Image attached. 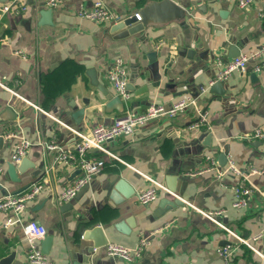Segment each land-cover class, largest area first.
Segmentation results:
<instances>
[{
	"label": "crops",
	"instance_id": "crops-1",
	"mask_svg": "<svg viewBox=\"0 0 264 264\" xmlns=\"http://www.w3.org/2000/svg\"><path fill=\"white\" fill-rule=\"evenodd\" d=\"M24 1L26 10L19 15L0 13V79L34 107L0 87V183L10 194L35 182L48 183L23 215L53 236L48 258L55 264H225L220 250L231 244V264H264L257 252L203 214H214L218 223L264 253V140L253 138L256 129L264 128V73L235 72L223 82L225 95L200 94L233 59V46L241 53L264 48V0L246 10L238 8L237 0H172L185 10L184 18L157 11L143 31L125 38L112 32L113 23L97 24L78 15L80 8L92 9L98 0H64L52 9L44 0ZM101 1L120 22L162 0ZM6 2L0 0V6ZM190 50L196 51L192 58ZM155 55L157 70L151 63ZM118 57L128 66L133 86L129 108L134 111L145 113L152 103L166 110L183 100L195 103L176 117L154 119L132 136L110 142V152L121 162L96 153L105 160L104 171L72 201V209L62 211L52 199L77 171L54 164L58 153L39 144L69 148L79 143L50 115L80 130L110 124L123 115L106 111L108 99L91 76L116 97L107 70ZM82 108L86 114L79 124L73 114ZM204 110L210 131L190 129ZM10 132L34 144L28 166L17 170V182L9 168L20 165L12 160L18 139H7ZM208 157H214L221 170L234 163L239 174L188 175L205 170ZM146 176L166 189L144 206L137 195L152 186ZM243 181L251 194L245 208H236L235 188ZM175 198L182 205L162 206L164 199ZM8 217L0 213V262L15 253L9 264H29L23 228L6 227ZM146 235H151L149 245L137 262L106 253L108 244L133 248Z\"/></svg>",
	"mask_w": 264,
	"mask_h": 264
},
{
	"label": "built area",
	"instance_id": "built-area-1",
	"mask_svg": "<svg viewBox=\"0 0 264 264\" xmlns=\"http://www.w3.org/2000/svg\"><path fill=\"white\" fill-rule=\"evenodd\" d=\"M63 1L64 0H44V5L47 9H52L59 6ZM256 1L257 0H237V5L239 9L246 10L252 7ZM25 10L26 4L24 0H8V2L0 6V13L2 15L10 13L19 15ZM78 15L97 24L118 22V19L105 7L101 0L94 2L92 9L80 8ZM136 15L140 20V16L138 14ZM219 64L222 65L220 62ZM225 64L226 66L223 68L222 72L217 77L212 79L208 86L201 88V95L207 93L216 82L227 81L235 72L242 75L250 72L254 74L264 73V48L256 52L241 53L239 56L231 59ZM107 81L113 88L116 97H119L124 105L123 115L116 118L112 123L106 125H96L88 127L86 130H80L71 128L58 118L50 115V117H52L58 124L68 128L72 134L79 138V143H77L76 146L69 148H61L55 142H51L46 146L39 144L46 150H52L58 153L55 157L54 164H65L70 168H73V170L79 172V174L76 175L77 177L67 187H65L57 195H54L52 201L58 207L73 201L80 191L84 189V187L87 186L97 174L104 171L106 167L105 160L101 157H96V153L101 155L103 154V156H107L121 162L115 154L110 152L108 148V144L110 142L121 136H132L138 128L145 126L154 119L161 117H176L187 109L188 106L195 103V100H183L173 105L170 110H166L162 104L152 103L145 113H139L129 108L132 98V92H130L128 88L130 83L129 70L126 62L120 57L115 58L110 64L107 70ZM0 87L12 92V94H14V96L23 103L34 107L32 103L24 99L14 90L10 89L1 79ZM201 128H206L208 131L211 129L209 124V113L205 110L199 112L197 121L190 126V129ZM5 137L7 139H18V142L13 147L12 160L14 163L20 164L22 160L27 157V154L30 152L34 144L22 134L16 132H10L6 134ZM253 138L257 140H264V128L256 129L253 133ZM53 165L49 168L47 173L50 170H53ZM217 165L218 164L214 157H208V165L205 170L190 173L188 175L195 176L202 172L216 171L218 173V177L222 178L228 173L239 174L236 166L232 162L226 169L222 170L218 169ZM47 175L49 176L51 174L48 173ZM248 176L250 175H246L245 178L248 179ZM146 179L150 180L152 186L137 195L139 203L144 206L156 201L160 196L159 192L166 189L162 184L148 178L147 176ZM46 184L43 182H35L20 193L9 194L0 198V213L9 215L5 224L6 227L19 225L23 228L25 238L29 245L27 252V260L29 264H55L46 254L43 253L39 246V244L48 236V230L46 227L34 219L25 221L23 218L28 204L33 202L41 194ZM235 190L237 194V201L234 204V207L245 208L248 205V197L251 194V190L246 186L244 181L240 183V186L235 188ZM203 214L218 224L220 228L234 236L241 243L246 244L252 250L257 252V254L264 260V253L257 250L248 241L233 233L227 226L222 223H218L214 214ZM151 235L143 236L137 246L133 248L116 243L108 244L106 247V253L113 259H121L125 262H137L142 258L145 249L148 247ZM233 250L234 249L231 244L224 246L220 250V254L225 260V264H231L229 260Z\"/></svg>",
	"mask_w": 264,
	"mask_h": 264
},
{
	"label": "water",
	"instance_id": "water-1",
	"mask_svg": "<svg viewBox=\"0 0 264 264\" xmlns=\"http://www.w3.org/2000/svg\"><path fill=\"white\" fill-rule=\"evenodd\" d=\"M165 11V16H169L170 14H175V16L177 18H184L186 13L185 10L176 2L172 1V0H162L161 2L158 3H153L151 5H149L147 8L141 10V12H139V16H140V20L138 19L137 15L131 16L130 18H127L123 21H120L118 23H113V28H112V32H119V38H125L128 37L130 35H134L137 34L140 31H143L146 27H147V23L149 22V20L156 15L157 11ZM49 12L51 10H48ZM232 53L230 52V57L235 58L237 56H239L241 54V48L237 47V46H233L231 48ZM189 57L192 58L194 57V55L196 54V51L194 50H190L188 52ZM204 54H200V57L203 58ZM151 63L154 65L153 68H155L157 70V64L156 63V55L153 56ZM92 76V81L93 84L95 86L98 87V90L108 99V103L106 104V111L107 112H112V111H118L120 113H122L124 111V105L121 102L119 97H113V95L108 91V89L100 84L96 78L94 77V75L91 73ZM129 91L132 92L133 90V86L131 83H129ZM209 93H213L219 96H223L225 95L226 92V88L223 82H216L210 89H209ZM172 108V104L170 105V108ZM85 114H86V108H82L81 110H78L77 112H75L73 114V117L77 120V122L79 124H81L82 122H84V118H85ZM210 142V139L208 138L207 143ZM29 163V159L26 157L22 160V162L20 163V165L17 167L14 164L10 165L9 168V174L11 179L14 182H17L18 180V176H17V170H19L20 172L24 171V167H27ZM172 171H177V168L175 166L172 167ZM181 171V170H180ZM179 171V172H180ZM43 172H45V168H43ZM79 172H76V174H78ZM171 177V176H170ZM169 177V178H170ZM169 180V179H168ZM89 185L85 186L84 189H82L80 191V193L77 195L76 198L79 197V195L82 193L83 190L86 189V187H88ZM29 186H27L26 188H24L23 190H19L17 191L15 194L20 193L24 190H26ZM174 193H176V189H173ZM0 191L2 192V194L4 196H7L10 194L9 190L7 188H5L1 183H0ZM75 198V199H76ZM182 200H179V198H175L174 202H170L167 199H164L162 202V206L164 205V208L167 205H171L172 206H176V205H182L183 202H181ZM65 208H73V203L71 201V203H66L63 204L61 206V210L65 211ZM54 241L53 236L48 235L46 237V239L44 240V242L42 243V251L44 254H49V250L50 247L52 245ZM106 241H102L100 244H106ZM15 256V253H12L11 255H9L7 258H5L4 260H2V262H0V264H9L13 258Z\"/></svg>",
	"mask_w": 264,
	"mask_h": 264
}]
</instances>
